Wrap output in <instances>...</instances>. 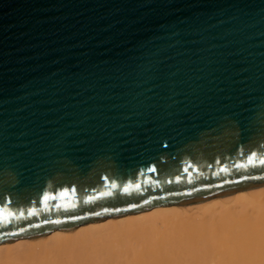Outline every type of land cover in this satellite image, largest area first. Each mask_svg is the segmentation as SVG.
<instances>
[{"label":"water","instance_id":"water-1","mask_svg":"<svg viewBox=\"0 0 264 264\" xmlns=\"http://www.w3.org/2000/svg\"><path fill=\"white\" fill-rule=\"evenodd\" d=\"M264 185V0H0V243Z\"/></svg>","mask_w":264,"mask_h":264},{"label":"bare ground","instance_id":"bare-ground-1","mask_svg":"<svg viewBox=\"0 0 264 264\" xmlns=\"http://www.w3.org/2000/svg\"><path fill=\"white\" fill-rule=\"evenodd\" d=\"M0 264H264V185L0 243Z\"/></svg>","mask_w":264,"mask_h":264},{"label":"rangeland","instance_id":"rangeland-1","mask_svg":"<svg viewBox=\"0 0 264 264\" xmlns=\"http://www.w3.org/2000/svg\"><path fill=\"white\" fill-rule=\"evenodd\" d=\"M92 243H93V244H91V245H94L95 242H92ZM91 245H89V246L92 247ZM10 257H11V256H10ZM8 259H10V258H8ZM8 259H7V260H8ZM7 260H6V262H10V261H7Z\"/></svg>","mask_w":264,"mask_h":264}]
</instances>
